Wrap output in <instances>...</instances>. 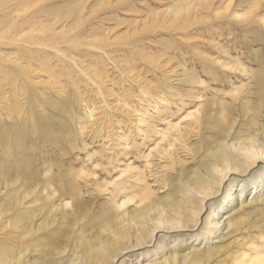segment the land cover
I'll list each match as a JSON object with an SVG mask.
<instances>
[{"label": "rangeland", "instance_id": "374dc122", "mask_svg": "<svg viewBox=\"0 0 264 264\" xmlns=\"http://www.w3.org/2000/svg\"><path fill=\"white\" fill-rule=\"evenodd\" d=\"M17 3L0 0V88L7 95L9 108L0 111L2 129H6H0V166L7 163L39 168L41 180L36 187L42 191L47 189L43 178L57 167L82 173V191L91 196L85 194V207L67 220L69 225H77L74 232L68 233L70 230L57 222L50 228L57 226L53 232L45 234L36 246L47 251L56 239L69 235L68 252L54 257L34 255L37 264H74L84 254L75 243L77 235L112 237L117 234L116 227L121 226L122 236L127 238L128 232L134 231L129 227L134 221H126L125 226H104L99 214L105 198L102 181L115 178L121 165L144 170L143 160L135 151L121 157L117 141L122 132L129 138L133 136L134 110L141 93L182 91L190 82L203 81V86L193 87L205 99L214 90L230 93L234 86H229V81L243 85L251 82L252 76L264 80V0H25L15 7ZM12 6L15 10L7 15ZM74 21L77 24L73 25ZM219 79L222 85L214 81ZM206 86V92L201 91ZM257 87L253 84L248 89L262 90ZM52 103L60 111L51 109ZM67 106L72 109L73 120L67 119ZM193 110L188 107L179 114L175 109L171 112L178 117ZM235 110L233 116L237 115L245 130L244 112ZM8 114L17 120H10ZM46 115L52 120L43 124L40 119ZM57 120L73 123L64 129ZM108 146L111 149L107 150ZM107 160L112 166L106 164ZM47 162L53 164L51 168L45 167ZM145 175L154 189L147 171ZM55 183L53 180L52 185ZM164 192L160 190L159 196ZM34 196L42 202L40 196ZM7 200L8 196H0V206ZM53 203L56 208L58 201ZM49 205L43 208L44 215L53 209H48ZM142 220L141 216L138 221ZM225 233L220 243L210 246L214 254L210 264H231L234 257L240 256L235 262L239 264L242 257L249 260L255 251L264 252V218L258 213L250 216L239 232Z\"/></svg>", "mask_w": 264, "mask_h": 264}, {"label": "bare ground", "instance_id": "6f19581e", "mask_svg": "<svg viewBox=\"0 0 264 264\" xmlns=\"http://www.w3.org/2000/svg\"><path fill=\"white\" fill-rule=\"evenodd\" d=\"M24 3L25 0H18L15 7ZM13 6L7 9V15L15 10ZM75 24L77 21L73 22ZM252 77L251 82L243 85L229 81V86H234L230 93L214 90L205 99L200 90L193 87L203 86V81L188 83L184 80L188 83V88L182 91L163 93L156 90L141 93L134 110L133 136L129 138L126 132H122L117 141L121 157L135 151L143 160L144 170H135L129 164L124 167L121 165L117 167L119 170L115 178L102 181L105 198L101 204L103 212L99 214L104 226H125L128 224L126 221H134L129 226L134 231H127V238L122 236L121 226L116 227L117 234L112 237L101 238L88 234L80 235L79 238L77 235L75 243L77 242L78 248L84 254L81 253V258L74 261V264H210L214 256L210 253V246L221 242V234L225 235L227 231L239 232L255 213L264 218V80L258 76ZM214 81L218 85L224 83L220 79ZM253 84L258 89L261 86L262 90H249L248 86ZM207 87L201 91L206 92ZM1 88L0 111H9L7 95L3 87ZM8 96L12 95L9 93ZM51 106V109L59 110L56 104L52 103ZM188 107L194 110L176 117V114ZM236 108L244 112L242 118L245 119V130L241 129L243 122V125L239 124L237 115L233 116ZM172 109H175L176 114H172ZM31 110L27 113L31 114ZM20 111L17 112L18 116ZM65 111L67 119L73 120L72 109L69 107ZM7 117L14 122L17 120L12 119L9 114ZM6 120L8 119H5V123ZM51 120L49 115L40 119L41 123ZM57 121L64 129L73 123ZM0 124L2 129L3 123ZM107 162L106 164L112 166L110 160ZM5 164L0 166V196H8L10 200L0 206V264H37L34 260L35 254L64 256L69 250V235L56 239L46 247L47 251L37 249L36 246L41 243L45 234L53 232L57 226L50 228L57 222L63 225L62 228L67 227L70 230L68 233L74 232L76 224L69 225L67 220L85 207L86 193L82 191L84 185L79 181L83 178L82 173L65 172L63 169L62 172L57 167L53 174L50 172L43 178L47 189L42 191L36 187L41 180L39 168L35 170L31 166L20 168ZM58 164L61 162L55 165ZM44 165L51 168L53 164L47 162ZM144 171L151 177L150 183L154 185V189L146 181ZM53 180L55 185H52ZM97 181L96 183H100ZM160 190H165L162 196H159ZM10 193L13 195H9ZM34 195L40 196L42 202L38 203L39 197ZM55 200L58 204L53 208ZM46 205H49L48 209H53L44 215L42 212ZM141 216L143 220L139 222ZM239 257H234L231 264H235ZM161 259L162 262H158ZM239 264H264V252L255 251L249 260L242 257Z\"/></svg>", "mask_w": 264, "mask_h": 264}]
</instances>
